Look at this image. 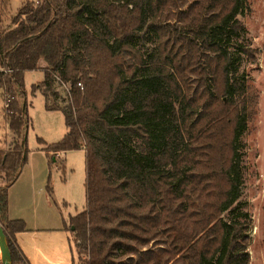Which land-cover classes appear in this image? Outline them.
Instances as JSON below:
<instances>
[{"label":"trees","instance_id":"trees-1","mask_svg":"<svg viewBox=\"0 0 264 264\" xmlns=\"http://www.w3.org/2000/svg\"><path fill=\"white\" fill-rule=\"evenodd\" d=\"M9 0H0V17ZM245 0L25 1L0 30V88L15 136L0 148V225L11 264H30L16 243L23 219L8 216V188L27 160L24 73L66 132L50 152H85V207L69 217L79 264H248L250 219L225 211L241 193L238 139L251 92L231 47ZM149 39L151 48L138 42ZM10 69V71H8ZM69 84L66 106L54 81ZM38 143H44L37 137ZM48 191L49 187H47ZM264 245V241H263ZM0 264L1 260H0Z\"/></svg>","mask_w":264,"mask_h":264},{"label":"rangeland","instance_id":"rangeland-1","mask_svg":"<svg viewBox=\"0 0 264 264\" xmlns=\"http://www.w3.org/2000/svg\"><path fill=\"white\" fill-rule=\"evenodd\" d=\"M25 1L27 0L8 1L0 17V30L11 25L12 17ZM245 1L247 6L238 18L244 24L246 32L236 42L254 48L255 58H248L245 54L237 52L234 47L230 50L238 64L237 74L246 82L252 94V107L248 110L246 128L238 139L242 185L240 196L233 203L237 210L225 211L222 216L224 220L231 221L236 217L237 211L249 215L251 224L247 246L248 264H264V0ZM138 42L144 49L151 48L149 39ZM45 65L41 58L38 61L40 69L24 73L25 91L16 97L19 103L27 108L28 120L31 123L25 134L27 160L19 180L28 187L32 186V183L39 184V199L45 208L43 211L47 215L46 223L54 225L57 222L63 228L64 223H69L70 216L85 207V152L83 149L51 152L55 161L50 164L45 150L42 149L47 144L59 141L66 132L63 114L58 110H47L44 96L39 90H31V86L43 80L42 68ZM53 86L57 96L50 95L49 103L66 106L69 84L59 83L55 79ZM5 101L6 94L0 88V148L8 149L15 136L8 128ZM37 137L42 138L44 143H38ZM31 174L35 176L32 180ZM59 232V236H63V243L59 248L64 253L65 263L72 264L76 258V264H79L70 232ZM55 237L57 238V235Z\"/></svg>","mask_w":264,"mask_h":264},{"label":"crops","instance_id":"crops-1","mask_svg":"<svg viewBox=\"0 0 264 264\" xmlns=\"http://www.w3.org/2000/svg\"><path fill=\"white\" fill-rule=\"evenodd\" d=\"M20 173L8 188V216L10 219H23L26 226L24 231L16 233V243L30 264H66L64 253L59 248L63 243L59 231L65 230L64 227H60L57 222L54 225L46 223L45 208L39 199V184L32 183L30 187L21 184ZM34 177L31 174L30 180ZM44 201L47 202L46 199ZM72 264H76V258Z\"/></svg>","mask_w":264,"mask_h":264},{"label":"water","instance_id":"water-1","mask_svg":"<svg viewBox=\"0 0 264 264\" xmlns=\"http://www.w3.org/2000/svg\"><path fill=\"white\" fill-rule=\"evenodd\" d=\"M0 260L2 264H11L10 250L7 244L6 236L0 225Z\"/></svg>","mask_w":264,"mask_h":264},{"label":"built area","instance_id":"built-area-1","mask_svg":"<svg viewBox=\"0 0 264 264\" xmlns=\"http://www.w3.org/2000/svg\"><path fill=\"white\" fill-rule=\"evenodd\" d=\"M0 71H1V68H0ZM10 71V69L8 70ZM4 91V90H3ZM5 92V91H4ZM6 94V93H5ZM9 99H7V101H5V105L7 106V102H8Z\"/></svg>","mask_w":264,"mask_h":264}]
</instances>
